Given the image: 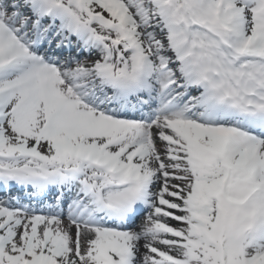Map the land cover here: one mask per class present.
Listing matches in <instances>:
<instances>
[{
    "label": "snow or ice",
    "instance_id": "obj_1",
    "mask_svg": "<svg viewBox=\"0 0 264 264\" xmlns=\"http://www.w3.org/2000/svg\"><path fill=\"white\" fill-rule=\"evenodd\" d=\"M0 264H264V0H0Z\"/></svg>",
    "mask_w": 264,
    "mask_h": 264
},
{
    "label": "rangeland",
    "instance_id": "obj_2",
    "mask_svg": "<svg viewBox=\"0 0 264 264\" xmlns=\"http://www.w3.org/2000/svg\"><path fill=\"white\" fill-rule=\"evenodd\" d=\"M173 226H176L175 224H173Z\"/></svg>",
    "mask_w": 264,
    "mask_h": 264
}]
</instances>
